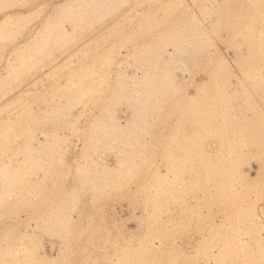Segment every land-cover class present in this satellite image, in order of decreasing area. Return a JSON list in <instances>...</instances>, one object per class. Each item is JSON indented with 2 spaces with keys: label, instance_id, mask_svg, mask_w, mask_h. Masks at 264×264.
I'll return each mask as SVG.
<instances>
[{
  "label": "rangeland",
  "instance_id": "374dc122",
  "mask_svg": "<svg viewBox=\"0 0 264 264\" xmlns=\"http://www.w3.org/2000/svg\"><path fill=\"white\" fill-rule=\"evenodd\" d=\"M0 264H264V0H0Z\"/></svg>",
  "mask_w": 264,
  "mask_h": 264
},
{
  "label": "bare ground",
  "instance_id": "6f19581e",
  "mask_svg": "<svg viewBox=\"0 0 264 264\" xmlns=\"http://www.w3.org/2000/svg\"><path fill=\"white\" fill-rule=\"evenodd\" d=\"M95 4H97V3H95ZM98 5V4H97ZM187 59V58H186ZM8 177V176H7ZM10 177V176H9Z\"/></svg>",
  "mask_w": 264,
  "mask_h": 264
}]
</instances>
